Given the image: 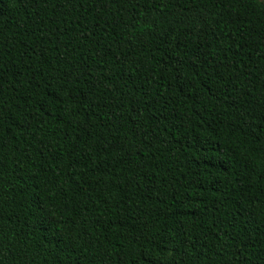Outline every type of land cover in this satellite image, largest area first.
Instances as JSON below:
<instances>
[{"label":"trees","instance_id":"trees-1","mask_svg":"<svg viewBox=\"0 0 264 264\" xmlns=\"http://www.w3.org/2000/svg\"><path fill=\"white\" fill-rule=\"evenodd\" d=\"M260 148V0H0V264H264Z\"/></svg>","mask_w":264,"mask_h":264},{"label":"snow or ice","instance_id":"snow-or-ice-1","mask_svg":"<svg viewBox=\"0 0 264 264\" xmlns=\"http://www.w3.org/2000/svg\"><path fill=\"white\" fill-rule=\"evenodd\" d=\"M260 151H261L262 154H264V148H260ZM261 163L264 164V159L261 160ZM262 211H264V209H262Z\"/></svg>","mask_w":264,"mask_h":264},{"label":"rangeland","instance_id":"rangeland-1","mask_svg":"<svg viewBox=\"0 0 264 264\" xmlns=\"http://www.w3.org/2000/svg\"><path fill=\"white\" fill-rule=\"evenodd\" d=\"M260 1L264 3V0H260Z\"/></svg>","mask_w":264,"mask_h":264}]
</instances>
